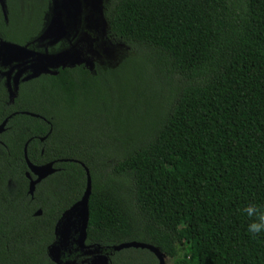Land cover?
I'll return each instance as SVG.
<instances>
[{"label":"trees","instance_id":"obj_1","mask_svg":"<svg viewBox=\"0 0 264 264\" xmlns=\"http://www.w3.org/2000/svg\"><path fill=\"white\" fill-rule=\"evenodd\" d=\"M101 10L124 48L117 60L41 73L12 108L40 117L7 123L17 140L0 149V264H56L46 249L82 194L83 166L84 242L108 264H157L144 248L111 250L128 241L171 264H264V233L253 239L242 212L264 205V0H101ZM29 137L28 161L54 168L31 195Z\"/></svg>","mask_w":264,"mask_h":264},{"label":"rangeland","instance_id":"obj_2","mask_svg":"<svg viewBox=\"0 0 264 264\" xmlns=\"http://www.w3.org/2000/svg\"><path fill=\"white\" fill-rule=\"evenodd\" d=\"M95 11H97L95 0H54L39 40L43 44L62 42L63 45L54 52L9 50L10 56L12 52L17 53L15 54L17 56L8 61L7 66L12 64L8 74L32 76L41 72L52 73L59 66L80 63L91 69L95 63L115 62L117 60L115 54L123 52L124 48L107 36L104 22ZM6 53H8L6 46L1 45L0 55L4 56ZM100 103L98 101V104ZM156 105L152 113L160 111L158 100ZM65 218L59 224L61 238L55 242L51 250L55 257L61 262L68 263L86 258L96 264H105V251L102 247L91 246L82 249L76 245L77 223L74 222L72 231L68 232L65 228ZM163 260L164 264H171L168 257Z\"/></svg>","mask_w":264,"mask_h":264},{"label":"flooded vegetation","instance_id":"obj_3","mask_svg":"<svg viewBox=\"0 0 264 264\" xmlns=\"http://www.w3.org/2000/svg\"><path fill=\"white\" fill-rule=\"evenodd\" d=\"M53 1L54 0H0V18L2 21L0 22V46L3 45L4 42H12L24 46L20 49L23 51L33 52L46 50L47 52H54L60 49V46L63 45L62 42L43 44L39 40L42 33L41 31L47 23V19L53 7ZM95 8L98 11L95 12L97 14L99 13L106 30V23L102 16L101 0H95ZM8 16L10 17V21L8 20ZM36 28L38 32L28 40H23L22 43L13 41L17 40L18 37L24 38L27 34V29ZM3 34L7 36L3 37ZM7 37L12 40L7 39ZM9 53L8 51L6 55H0V124L4 122L0 131V149H3L6 153H8L10 147L9 143L13 139L17 140V133L7 132L10 129V126H7L9 119L17 113L32 117H40L38 114L26 110H12L13 107L21 105L22 99H24V95L26 94V82L36 78L37 75L41 73L32 76L22 75L21 77L15 74L13 76L9 75L8 73L11 71L10 67L12 64L7 66L8 61L17 56L15 55L17 53L12 52L11 56ZM30 138L31 137L24 140L22 150ZM42 139L43 137L38 138L39 141H42ZM32 177L34 178L33 175ZM71 264H89V260L83 258L79 261H73Z\"/></svg>","mask_w":264,"mask_h":264},{"label":"water","instance_id":"obj_4","mask_svg":"<svg viewBox=\"0 0 264 264\" xmlns=\"http://www.w3.org/2000/svg\"><path fill=\"white\" fill-rule=\"evenodd\" d=\"M3 45L6 46L8 51L13 50V49L23 48L22 46H18L14 43H9V42H4ZM78 64H80V63H78ZM69 66H72V65H69ZM41 73H45V72H41ZM3 123L4 122H2L0 124V131L2 129ZM22 153H23V159H24L26 167H27V171L25 172V176L28 179V190H27V192H28V194L31 195L34 184L36 182H38L40 179H42L43 177H45L46 175L52 173L54 171V168L52 167V162H46V163L39 164V165H35V164L30 163L28 161V159L26 158L25 145L23 147ZM83 170H84V175H85V183H84V189L82 191V194L78 200L73 202L68 208H66L61 213L60 217L55 222V225L53 228V233H54L55 238H54V241L46 249L47 255L56 264H71L70 262L68 263V262L59 261L58 257H55V255L51 251L55 242L61 238V236L59 237V235L61 234L59 224H60L61 220L64 219L65 217L66 218L64 220L65 221L64 223H65V228H67L66 231L71 232L73 223L74 222L77 223V225H76V231H77L76 245L79 248L88 249L91 246L99 247L98 245L91 244V243L86 244L84 242L85 241V228H86V222H87V216H88L87 198H88V195L90 192V177H89L88 169L85 166H83ZM30 174L33 175L34 178H32L30 176ZM39 213H40L39 209H37L34 212L35 215H38ZM64 246H65V244H64ZM129 247L144 248L155 256V258L157 260V264H164V260H163L164 255L156 247H154L150 244L143 243V242H138V241L122 242V243H119L116 245H112L111 250L117 251L119 249L129 248ZM104 258H105V264H108L106 255L104 256ZM89 264H96V263L94 261L92 262L91 260H89Z\"/></svg>","mask_w":264,"mask_h":264},{"label":"clouds","instance_id":"obj_5","mask_svg":"<svg viewBox=\"0 0 264 264\" xmlns=\"http://www.w3.org/2000/svg\"><path fill=\"white\" fill-rule=\"evenodd\" d=\"M242 212L248 218L247 231L253 239L264 233V205L248 203Z\"/></svg>","mask_w":264,"mask_h":264}]
</instances>
